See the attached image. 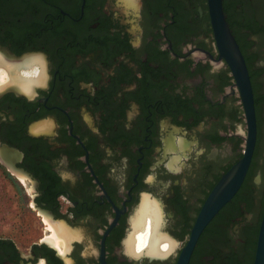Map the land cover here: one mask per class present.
<instances>
[{
  "label": "flooded vegetation",
  "instance_id": "obj_1",
  "mask_svg": "<svg viewBox=\"0 0 264 264\" xmlns=\"http://www.w3.org/2000/svg\"><path fill=\"white\" fill-rule=\"evenodd\" d=\"M221 4L248 74L254 141L187 264H253L264 213V0ZM32 57L42 80L25 90L16 70ZM217 58L207 0H0V182L41 224L26 239L0 230V264H100L112 204L125 208L104 235L106 264H176L246 147L238 85ZM145 201L157 206L163 255L130 249Z\"/></svg>",
  "mask_w": 264,
  "mask_h": 264
},
{
  "label": "water",
  "instance_id": "obj_2",
  "mask_svg": "<svg viewBox=\"0 0 264 264\" xmlns=\"http://www.w3.org/2000/svg\"><path fill=\"white\" fill-rule=\"evenodd\" d=\"M207 2L212 29L218 49V58L214 60L224 57L233 72L234 78L238 85L246 117L247 141L243 157L223 174V176L219 179L217 184L205 199L200 211L197 214L188 240L178 256L176 264H187L194 244L205 225L237 190L249 162L255 133L251 89L242 56L233 36L226 25L222 11L221 0H207ZM112 206L115 209V218L105 230L101 239L99 256L100 264H106L103 260L104 235L106 234L107 230L115 223L116 218L118 217V212L120 211L123 213L125 208L124 205L122 209H117L113 204ZM253 264H264V213L259 228L257 248Z\"/></svg>",
  "mask_w": 264,
  "mask_h": 264
},
{
  "label": "bare ground",
  "instance_id": "obj_3",
  "mask_svg": "<svg viewBox=\"0 0 264 264\" xmlns=\"http://www.w3.org/2000/svg\"><path fill=\"white\" fill-rule=\"evenodd\" d=\"M40 66L41 61L37 57L24 60L17 66L16 74L25 90H31L34 84L42 80ZM132 225L133 233L128 243L135 253L145 251L151 255H163L170 249L158 230L159 213L156 205L143 202L133 217Z\"/></svg>",
  "mask_w": 264,
  "mask_h": 264
},
{
  "label": "rangeland",
  "instance_id": "obj_4",
  "mask_svg": "<svg viewBox=\"0 0 264 264\" xmlns=\"http://www.w3.org/2000/svg\"><path fill=\"white\" fill-rule=\"evenodd\" d=\"M11 194L12 188L0 182V230L3 234L24 239L36 235L41 224L37 217L33 216V210L29 211L22 203H17L18 196Z\"/></svg>",
  "mask_w": 264,
  "mask_h": 264
}]
</instances>
